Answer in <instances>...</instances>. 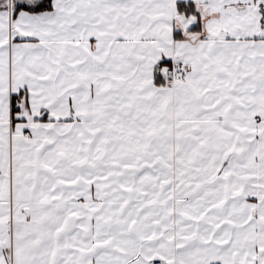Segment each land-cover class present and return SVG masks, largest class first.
Segmentation results:
<instances>
[{
  "label": "snow or ice",
  "instance_id": "6c2138e0",
  "mask_svg": "<svg viewBox=\"0 0 264 264\" xmlns=\"http://www.w3.org/2000/svg\"><path fill=\"white\" fill-rule=\"evenodd\" d=\"M0 264H264V0H0Z\"/></svg>",
  "mask_w": 264,
  "mask_h": 264
}]
</instances>
